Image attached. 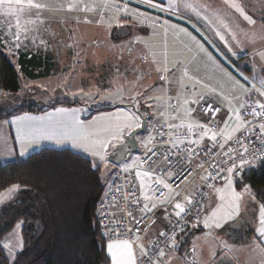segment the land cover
I'll return each mask as SVG.
<instances>
[{
	"label": "rangeland",
	"instance_id": "obj_1",
	"mask_svg": "<svg viewBox=\"0 0 264 264\" xmlns=\"http://www.w3.org/2000/svg\"><path fill=\"white\" fill-rule=\"evenodd\" d=\"M33 2L49 6L56 5L57 8L40 10L37 15V10L25 7L24 12L20 13L22 24L32 20H36L37 23L26 24L28 28L27 35L30 39H24L23 28L21 29V46L19 49L10 40L8 48L4 49V52L19 72L20 88L18 91L0 89V111L9 112L28 103L47 108L59 101H66L75 104L79 109H85L83 112L88 114L92 109L130 102L136 103L138 101V107L142 109H145L144 104H152L153 106L147 108L150 110V114L155 116L157 114L155 111L157 110L156 106L164 102H171V100L179 103L180 99L178 98L179 94L177 95L176 83L165 84L159 80V74L155 71L156 66L152 63V54H156L155 58L157 60L161 59V53L165 50V42L168 44L169 53L173 45L186 47L184 46L185 39L181 33L157 21L166 22L167 25H169L170 20H175L186 26H191L194 23L203 29L207 24L209 28L215 29L224 25L223 20L219 21L220 15H230L231 17L238 13L235 7L227 4L202 5L206 7L199 9V17L191 10H185L183 16L163 17L159 14L150 15L141 8L124 4L121 0H33ZM201 2H205V0H201ZM24 3L26 5L27 0H24ZM172 3L179 4L180 0H173ZM109 4L120 5V9L115 7L110 10L106 9L105 6ZM73 5L76 7H72ZM83 5H88L94 10L81 11ZM101 9H105L103 17L100 15ZM124 9L127 11H124ZM209 12L210 19L215 21L212 24L204 23V19L201 18ZM137 13H146V15L142 16ZM0 16L1 28L7 29L9 21H11V29L15 31V17L4 16L3 9H0ZM188 17H191V20ZM216 20L218 21L216 22ZM226 21L229 22V18ZM119 27H128L132 33L125 38H118L116 29ZM245 30L247 29L245 28ZM4 35L10 37L11 32L5 30ZM41 41L44 43L41 44ZM23 53H28L26 54L27 57H35V59H39L44 63L45 68H40L41 70L37 68L36 72L48 70V73L44 77L36 79L24 74L19 63V57ZM190 57L191 55L187 56V59ZM197 61L199 69L194 67L192 73L195 79L202 80L201 85L214 84V82L217 83L215 87L220 86V84L224 85V89H219L220 91H216L217 94L209 95V98L216 100L215 102L221 104L226 110L229 107L239 108L240 100L238 101L237 95L240 91L238 92L237 88L241 86L234 80L235 74L229 71L223 72L206 57L200 56ZM243 64H240V66H243ZM170 65L169 63L167 67H170ZM181 72L185 73L186 69ZM226 72L230 76L226 75ZM253 72L258 80L264 79V74L261 72ZM188 73L191 74V69ZM185 76L184 74L183 77L187 81H191V77L186 78ZM183 85H185V82ZM153 88L157 91L153 92ZM161 88L166 89V91H160ZM80 89H83L82 93L73 95V93L80 92ZM202 89L205 90L204 87ZM118 92L123 93L122 100L117 95ZM137 93H140V95H137ZM149 93L152 95V99L148 98ZM206 93H208V90ZM169 94L170 98H168ZM108 95L113 96V100H103V97ZM224 95H227V97ZM91 97H95V99ZM132 97H135V99H131ZM226 98L230 102H226ZM218 99L220 101H217ZM52 107L47 108L48 111L52 110ZM130 110L133 111L128 106L109 108L95 113L97 114L95 119L97 117H112L114 121L118 113L127 114ZM27 115L33 116L32 114ZM15 117L18 116L13 115L10 120L0 122V132L3 129L1 138H8L10 145L14 141L11 130L13 128L16 134L18 127L17 124L12 123ZM108 122V120H101L97 121V124L103 125ZM44 142L41 141L37 149L35 146H29L26 154L21 156L20 143L18 144L19 152H17L13 148H9V142L4 141L0 155L4 150L3 156L7 157L5 160L11 161L24 158L31 152L41 149ZM49 142L55 143L54 141ZM112 166L113 164H110L108 168H105L101 165L104 176H108ZM232 181L233 188L240 192L242 196L239 201V216L229 220L221 228L214 226L206 228L203 226V222L192 227L190 232L179 241L184 249L176 247L178 250H174L171 254L165 256L160 264H217L221 259L232 261L223 264H264V244H261L258 239L260 227L259 206L263 202L245 180L242 179L238 182L232 177ZM148 182L152 184L153 179L148 178ZM12 186L0 194V230L4 231L0 232V242L3 246L8 245V248H4L11 259V263L15 260L18 251L21 250V231L24 224L22 219L16 217L20 206L15 203L18 200V191L15 193H9L8 191ZM215 188L224 189L226 195L232 191L226 179L212 188L204 204V219H209L210 223L212 212L216 211L221 204L227 206L229 203L228 199L224 201L219 199ZM245 188H247V191H245ZM149 189L148 187L147 193ZM169 190L170 195L156 201L148 200L149 205L155 203L158 206L162 204L161 201L170 202L177 194H180L179 191L172 188ZM151 194L149 192L148 196H151ZM187 197L188 194L182 200ZM13 203L15 204L12 205ZM162 215L165 218V215ZM21 221H23V224L21 228L17 229L16 224ZM157 223L155 222L154 227ZM230 226H233V229L237 227L238 230L243 231L242 236H245V240L233 241L229 232H227ZM154 227L140 245L145 246L154 237ZM242 236L239 238H242ZM177 242L178 240L176 244ZM173 248H170L167 253ZM193 249L194 251H192ZM138 254L140 255V251Z\"/></svg>",
	"mask_w": 264,
	"mask_h": 264
},
{
	"label": "snow or ice",
	"instance_id": "obj_2",
	"mask_svg": "<svg viewBox=\"0 0 264 264\" xmlns=\"http://www.w3.org/2000/svg\"><path fill=\"white\" fill-rule=\"evenodd\" d=\"M142 3H145L149 8L157 9L160 13H170L174 16H183L185 10H191V12L195 13L198 17L200 16L199 9L201 7H206L202 5L195 4L191 2V0H180L179 4H173L171 0H160V3H153V0H141ZM164 3H168V7L165 8L162 5ZM25 7L28 9H35L37 10V15L39 14L40 10L44 9H55L57 8L56 5H46L41 3H34L33 0H27V4L25 5L24 0H0V9H3V14L6 17H15V31H12L11 29V21H9V27L5 29L6 31L11 32V35L9 37L10 41L14 44V46L19 49L21 46V29L23 28L24 32V39H30L27 35L28 28L26 27V24H35L37 23L36 20L32 21H26L24 24H22L20 13L24 12ZM72 7H76L73 5ZM112 7H115L117 9H120V5H106V9H111ZM232 7H235L237 11L241 13V15H244L243 9L240 8L238 5L233 4ZM81 11L88 12L93 11L94 9L90 8L88 5H83L80 9ZM124 11H127L124 9ZM105 14V9L100 10V15L103 17ZM138 15H146V13H137ZM208 21L209 24L214 23L215 21L210 20L207 16L201 17ZM189 20H191V17H188ZM244 19L247 20L249 23L254 24L255 21L251 19V17L244 15ZM102 22V19H101ZM159 23L165 24L168 28H171L172 30L184 33L186 35H191L188 33L186 28H178L176 25H167L166 22L157 21ZM42 23V21H41ZM193 29H196V25L192 24ZM225 29H227V25H223ZM199 31L198 29H196ZM215 35L224 42L225 44H228V40L225 37V34L221 31H216ZM232 39H235V36L232 37ZM192 42L197 46L198 51L203 54L204 57H206L208 60H212V54L207 51V49L204 47V44L200 43L199 40L196 39L195 36H191ZM41 44L44 42L41 41ZM208 44H212L210 40H207ZM214 48L215 45H212ZM164 51L161 53V59L157 60L155 58L156 54L153 53V60L152 63L156 66L155 71L159 74V80L164 82L165 84H171L175 82L176 84H181L182 79L177 76L176 72L173 71V69H176L178 62H173L170 60V53L168 52V44L165 42L164 44ZM172 55H175L173 53ZM235 55V53H233ZM261 56L264 57V53H261ZM171 63L172 68L167 67V65ZM163 65V66H161ZM171 72V77L168 75ZM185 75L187 73L185 72ZM226 75H229V73L226 72ZM241 79L245 81V83H248V78L241 76ZM261 88L256 89L255 84H252L251 87L255 89V91L261 96L264 97V91H261V89H264V79L259 80ZM196 83H200L197 81ZM202 87H207L206 85H201ZM153 92L157 91V89L153 88ZM160 91H166V89L161 88ZM189 91L195 92L196 88L195 85H193ZM83 92V89H80V92L73 93V95H79ZM208 94H217L215 88H208ZM117 95L121 97V100L123 98V93L118 92ZM137 95H140V93H137ZM95 99V97H91ZM148 98L152 99V95L149 93ZM131 99H135V97H132ZM159 99V97H157ZM103 100H113V96L108 95L104 96ZM203 101L201 111L205 116H209V113L212 115L209 116V123L211 126H206L203 122L197 125V127L200 128L201 133L198 137V139H189L187 141L188 147L185 149L187 152L186 159L191 160V157L194 155H202V156H208L213 148H216L217 146L220 149H223L225 147V143L229 140H232V135L234 132H237L240 130L241 127H243L245 124H251L250 120H245L244 116H253L257 119L264 118V102H260L258 100H253L246 109H244V112L242 113L239 108H231L229 107L225 116L221 118L222 121V128L219 129L218 132L213 131V127L217 126L215 121V114H218L220 112V106L215 105L213 106V103L209 102L205 99V95L201 94L197 97L196 101L189 102L191 105H196ZM138 106V101L133 104V107ZM241 108H244V105H241ZM206 110V111H205ZM85 111V109H68V108H58L53 113H48L46 116H40V117H34V116H18L12 123H15L18 125L16 130V140L20 143V155L23 156L26 154L29 146H38L41 141L50 140L54 141L57 144H63V143H71L73 147L83 149L85 152L90 153V155L93 158H96L94 161H91V166L94 169H97L102 165L105 168H108L110 164L115 165L116 163L120 162L123 158H125L126 154L129 151V145L126 143V137L132 138L135 135L136 129H139L142 127L140 117L136 113H118L115 120L113 121L112 117H97L96 121H92L91 123L85 122L84 120L80 119V115L82 112ZM62 117L60 119H56V117ZM122 117V119H121ZM235 119V121L239 122V126L237 128H233L229 130V124L228 121ZM101 120H108L109 122L107 124L98 125L97 121ZM169 128L176 127L175 125H168ZM188 133H191L193 131V125L191 123L186 125ZM260 133V137L264 138V123H261L258 125V129H256ZM160 136L167 135L166 133L160 132ZM248 136H252L253 133H248ZM218 136L220 139H218ZM205 137H208L210 140V146L205 150L203 148L200 149V151H196V149L192 148L191 145L196 144L199 146L200 141H202ZM136 139H140V137L135 136ZM152 143V137L149 136L147 140H141V144L147 146ZM167 143V141H165ZM235 143L239 144L241 148L243 149L244 153H247L248 155H252V152H249L248 147L245 145V141L243 139H237ZM171 147L173 149H176L179 151V146L177 143L173 142L171 144ZM109 148L112 149V151H109ZM147 151L150 153V155L146 156V159L141 161V164H148L149 161L151 163L149 164V171L144 172H137L136 175L138 177H145L152 179V171L154 170V165L156 164V160H153L152 157L156 156L157 153L153 151L151 148H147ZM232 149L229 148L227 152L224 153L225 156H229L232 162V166L227 168V176L222 177L227 180L229 188L232 189V191L229 194H225V190L222 188H215V192L219 195V199L221 201H224L226 199L229 200V203L227 206L221 204L219 208H217L216 211H213L211 214V223L209 222V219H204L203 226L204 227H216L221 228L225 223H227L229 220L235 219V217L239 216V209H240V203L239 201L242 199L241 193L236 191L233 188V181H232V174L237 172L238 169H242L244 164H250L251 161L245 160L243 156L240 157V164L238 165L236 163L235 157L231 156ZM164 155L165 160L169 159V156L161 153ZM111 157V159H110ZM223 163L227 164L228 161H222ZM202 167V164L200 165ZM211 167L215 170L217 175H220L222 169L219 168L216 164H212ZM124 172L128 171L127 167H124ZM163 171V170H162ZM165 176L168 179H173V176L169 175L167 171L164 172ZM187 174H190V170ZM242 175V173H241ZM212 173H209L208 176L204 177L205 180L213 179ZM178 182H183L184 179H186V175H179L177 177ZM153 182L155 185L160 186L162 185L164 189H170L171 186L169 183L166 182L164 178L160 179H153ZM209 187H212L211 185H208ZM20 185L16 184L13 185L11 188L8 189L9 193H15L19 191ZM134 191V189H133ZM245 191H247V188H245ZM178 195V194H177ZM145 200H151V197L148 195H145ZM137 203H139V200L137 199ZM162 204H167L168 201H161ZM189 203V209L187 211H195L196 216L194 219L198 218L200 215V211L202 210L199 206V201H197L196 205H192L191 200L188 201ZM144 210L151 211V208L149 207L148 203H143L142 205ZM152 208L156 207V204L153 203ZM176 211L174 212L175 217L181 218L182 214L186 213L185 206L181 203H175L174 205ZM259 236L258 239L260 240L261 244H264V204H261L259 206ZM129 216H131V213H128ZM167 215V213H165ZM103 218V213H101V219ZM23 224V221L16 224V228H21ZM106 228H110L113 235H123V233H117L116 229L119 227V225H105ZM180 231L184 230V226H179ZM125 231H131V229H127ZM135 231L138 233L141 231L139 225L135 228ZM161 237L165 236L164 232L160 233ZM172 247H176V242L174 238V234L172 237ZM5 248H8V245H4ZM225 247L227 248V245L225 244ZM22 248V245H21ZM107 249L110 254L112 264H137V255L133 251V244L127 239H117L115 242L108 243ZM194 251V249L192 250ZM165 251L159 247V245H155L151 248H145L143 245H141V251L139 255L140 264H155V258L156 257H164Z\"/></svg>",
	"mask_w": 264,
	"mask_h": 264
},
{
	"label": "trees",
	"instance_id": "obj_3",
	"mask_svg": "<svg viewBox=\"0 0 264 264\" xmlns=\"http://www.w3.org/2000/svg\"><path fill=\"white\" fill-rule=\"evenodd\" d=\"M19 63L30 78H42L48 73L35 71L45 68L35 57L21 55ZM19 88V72L0 47V89ZM61 103L72 104L59 101L47 108ZM47 108L23 104L9 112L0 111V120L25 112H44ZM106 109H92L84 117ZM91 161L88 155L69 147L44 146L24 158L0 162V194L11 185H20L16 217L24 221L21 250L11 263L0 242V264H111L107 240L97 218L107 176L101 166L94 169ZM243 180L264 204V161L246 168Z\"/></svg>",
	"mask_w": 264,
	"mask_h": 264
},
{
	"label": "built area",
	"instance_id": "obj_4",
	"mask_svg": "<svg viewBox=\"0 0 264 264\" xmlns=\"http://www.w3.org/2000/svg\"><path fill=\"white\" fill-rule=\"evenodd\" d=\"M124 4H129L133 7H138L143 9H148L150 12L154 14H159L163 17H171L170 13H160L157 9L149 8L145 3H142L141 0H121ZM156 3V2H153ZM252 84H255L256 89H260L261 85L258 80L253 78H249L246 92L243 96V105L241 112H244V109L248 107V105L253 100H258L260 102H264V97H261L255 89L251 87ZM264 91V89H261ZM170 98V94L168 95ZM206 100L213 103V106L218 105L213 102L209 97H205ZM191 102V101H190ZM203 101L196 104L200 115H202L205 119L204 124L206 126H211L209 123V116L212 114L209 113V116H205L201 111ZM190 106H194L191 105ZM179 110V103L174 102H166L165 106L161 108L159 114L165 119V122L156 127L157 130V138L154 142L153 151L157 153L156 156H153L152 159L161 160L164 162L162 169L160 170V175L165 176L164 172L167 171L169 175L173 176V179H167L171 188L176 191H179L180 194L177 196V199H174L169 204H161L156 206L155 211L144 210L142 205L145 203V199L141 197L139 194V189L137 185V167L141 161L146 159L147 155H142L137 153H133L130 155L128 160L119 165H114L112 169V177L110 183L106 186L105 194H103L101 200L98 202V222L101 226V231L105 236L107 242H115L117 239H127L132 242L133 246L138 248L141 251V242L151 233L153 230L155 220H156V211L167 213V225L162 228L158 235L153 237L148 244L144 246L145 248H151L155 245H159L165 253H167L170 248H172V237L174 234L175 242L177 239L192 227L200 224L204 220V204L212 190L213 187L224 181L225 179L222 177L227 176V168L232 166V162L229 156H225L224 153L231 148L233 151L231 153L232 157H235L236 163L240 164V157L243 156L245 160L251 161L250 164H244L242 169H238L237 172L232 174V177L240 182L243 179V174L251 165L260 163L264 161V138L260 137L258 129V125L264 123V118L257 119L253 116H244L243 118L247 121L250 120L251 124H245L234 136H232V140H229L225 143V147L220 149L218 146L212 149V152L208 156L202 155H194L191 157V160L186 159L187 152L185 149L188 147L187 142L177 143L179 146V151L173 149L171 144L173 142L176 143L174 139H189L194 134H200V128L197 125L193 126V131L188 133L187 129H178L169 128L168 125H173L170 121L171 115L175 114ZM206 111V110H205ZM224 117V111L220 107V112L215 114L216 125L213 127L214 132H218L220 128H222L221 118ZM163 132L167 135L160 136L159 133ZM248 133H253L252 136H248ZM218 139L220 137L218 136ZM237 139H243L245 141V145L248 147L249 152H252V155H248L243 152L241 146L235 141ZM167 141V143H165ZM210 141L204 144H193L192 148L196 149V151H200L201 148L207 149L210 146ZM164 153L169 156L168 160H165ZM150 155V154H148ZM222 161H228L227 164ZM151 163L149 161L148 165ZM202 164V167L200 166ZM212 164H216L219 168L222 169L220 175H217L215 170L211 167ZM124 167L128 168L127 172H124ZM163 170V171H162ZM190 170V174H187ZM209 173H212L213 179L205 180L204 177L208 176ZM242 173V175H241ZM179 175H186V179L183 182H178L177 177ZM191 185L195 186V194L193 198L189 199L192 202V205H196L197 201H199V206L202 209L200 211V215L198 218L194 219L196 216L195 211H187L189 209V203L187 202L184 206L186 209V213L182 214L181 218L175 217L174 212L176 211L174 205L175 203H179L178 199L184 193V191L190 187ZM211 185L212 187H209ZM134 189V191H133ZM151 191V200L161 199L166 195L167 189H164L162 185L157 186L154 184L150 187ZM137 199L139 203H137ZM173 207V209H171ZM101 213H103V218L101 219ZM128 213L132 215L129 216ZM119 225L116 229L117 233H123V235H113L110 228H106L105 225L109 224ZM139 225L141 231L136 232L135 228ZM179 226H184V230L180 231ZM127 229H131V231H125ZM164 232L165 236L161 237L160 233ZM162 261L161 257L155 258V264H160ZM137 264H140L139 256L137 259Z\"/></svg>",
	"mask_w": 264,
	"mask_h": 264
},
{
	"label": "crops",
	"instance_id": "obj_5",
	"mask_svg": "<svg viewBox=\"0 0 264 264\" xmlns=\"http://www.w3.org/2000/svg\"><path fill=\"white\" fill-rule=\"evenodd\" d=\"M191 1L195 4H198V5H223V4L238 5L239 7L243 8L244 15L251 17V19L254 20L255 23L254 24L249 23L247 20L244 19V15H241V13H239V11L237 14H235L231 17H230V15H226V16L220 15L219 21L223 20L224 25H227V29H225L224 27H221V26H219L218 28L212 29L211 27L209 28V26L207 24H205L204 29L201 26L198 27V25H196V29L199 30V31H197L196 29H193L192 24H191V26L190 25L186 26V25H183L180 22H177L175 20H170L168 22L169 25H176L178 28H186L188 33L191 34V35H186L184 33H181L183 38L185 39L184 46H186V47L184 48V47H182V45H178V46L173 45L171 47V52H170V60H172L173 62H178L176 69H173V71H175L177 76L182 79V84H176L177 95L179 94L178 98L180 99L179 100V110L175 114L171 115V117H170V121L173 123V125L176 126V127H174L175 130L187 129L186 125L189 123H191L193 126L199 125L202 122L204 123L205 119L202 115H200L197 106H195V105L190 106V103H189L190 101H196L195 99H197V97H198L197 94H199V95L204 94V95H207L205 97H210L209 94L206 93L208 88H215L216 91H220V90L224 89V85H222V84H220V86H218V87H215L217 85V83L214 82V84L209 83V85H206L207 87H204L205 88V90H204L201 87L202 80H197L194 78L195 76L192 73V69L194 67L199 69V66H198L199 63L197 60L200 56H203V54L198 51L197 46L191 40V36H195L196 39L200 41V43L204 44V47L207 49V51L212 54L213 59L210 61L218 69H221L223 72L229 71V72H232L235 74L236 77L234 80L241 86V87L238 86V88H237V91L238 92L240 91L237 95L238 101L240 100L239 105H238V107L240 106L239 107L240 110H242L241 105H243V96L246 92V87H247V83H245V81L243 79H241V76L247 77L248 80L250 77L255 79V80H258L257 76L254 74L253 71H259L262 74H264V57L261 56V53H264V0H222L223 2L221 0H205V2H201V0H191ZM153 2L160 3V0H153ZM171 2H173V0H171ZM173 4H175V3H173ZM163 5L165 7L169 6L168 4H165V3ZM248 7H250V8H248ZM143 10L146 11L147 13H149L150 15H156L153 12H150L148 9H143ZM205 16H207L210 19V12L207 13ZM191 17H192V14H191ZM228 18H229V22L226 21V19H228ZM217 21L218 20H216V22ZM207 22L208 21L204 19V23H207ZM1 24H2V22L0 20V47L5 49V48H8L10 39H9V37L4 35L5 30L1 28ZM245 28L247 30H245ZM216 31H221L225 34V37L228 40V44H225L224 42L219 40V38L215 35ZM233 36H235L234 40L232 39ZM207 40H210L212 42V44L211 45L208 44ZM212 45H215V47L213 48ZM173 53H175V55H172ZM233 53H235V55H233ZM26 54H28V53H23L22 55L27 57ZM189 55H191V57L187 59V56H189ZM28 58H30V57H28ZM19 60H20V57H19ZM243 63H245V64H243ZM240 64H243V66H240ZM169 68H172V64L170 65ZM183 69H186L187 75L185 77L186 78L191 77V81H187L183 77V75L185 74V73L181 72ZM190 69H191V74L188 73V71ZM169 76L171 77V72L169 73ZM197 81H199L200 83H196ZM184 82H185V85H183ZM162 84H164V83H162ZM193 85H195V88H196L195 92L189 91V89ZM193 96H194V98H193ZM224 96L227 97V95H224ZM212 101L215 102L216 100H212ZM217 101H220V99H218ZM62 102H66V101H62ZM226 102H230V100L228 98H226ZM226 102H224V103H226ZM216 104H218L223 109L224 116H225V114L227 112L225 107L223 108V106H221V104H219V103H216ZM148 106L151 107L153 105L152 104H147V105L144 104L143 105V107H145V108H147ZM164 106H165V102L163 104H159V106H156L157 110H155V111L157 114L155 116L153 114L150 116L147 129L145 130V132H143L142 134L139 135V137H140V139H139L140 151L138 152L139 154L148 155L150 153L147 151V148L153 149L154 142L158 136L156 127L159 126L160 124H162L163 122H165V119H163L159 114L161 108H163ZM58 108L79 109V107L75 106V104L70 105V104H66V103H61V104H58L57 106H53L52 110H50V111L47 110V111L38 112V113L25 112L22 114H17V116H19V115L23 116V114H24V116L27 114H32L35 117H40L41 115L43 116L46 113H53ZM82 113L83 114L80 115V119L84 120L85 122L91 123L92 121H96L95 117L97 116V114H94L90 118H85L84 114H86V113H84V112H82ZM129 113H133V111L130 110ZM12 117L13 116L9 117L6 120H10ZM16 118L17 117H15L14 119H16ZM60 118H62V117H60V116L56 117V119H60ZM6 120H0V122L6 121ZM13 124H15V123H13ZM228 124H229V130H231L233 128H237L239 126V122L235 121V119L229 120ZM10 125H11V123H10ZM237 132H234L232 136H234ZM2 133H3V129H1V132H0V147L2 145H4V141L6 143L9 142V148L10 149L13 148V150H16L17 152H19V149H18L19 141H17L15 138L16 134L13 131V128L11 130V133L13 135V139L15 142L13 141L11 145H10V141L8 138H6V139L1 138ZM200 133H201V131H200ZM199 135L200 134H194L189 139H198ZM149 136L152 137V143L149 144L146 148L145 145L141 144V140H147L149 138ZM189 139H185V140L174 139V140L176 141V143H182V142H187ZM49 141L50 140H45V142L42 145L51 146V147L52 146L53 147H60V148L61 147H69L75 151L89 155L92 158V160L94 161V159L90 155V153L85 152L83 149L73 147L71 143H63V144L59 145L57 143H50ZM209 141H210L209 138L205 137L202 141H200L199 144L208 143ZM35 148L37 149V146H35ZM32 149H34V148H32ZM1 150H2V147L0 148V153H1ZM109 151H111V148H109ZM3 155H4V150H3V153L0 155V162L10 161V160H5V159H7V157H4ZM11 161H14V160H11ZM163 165H164V162L161 160H158L156 162V164L153 166L154 170L152 171V177H153L152 179L164 178L166 180V182L168 183L166 177L161 176L159 173L160 170L162 169ZM112 169H113V166L111 167V170L109 171L108 176H107V185L110 183V180L112 177ZM149 170H150L149 166L145 165V164L140 163L137 167V172H144V171H149ZM152 184H150V182H148V178H145L142 176L141 177L137 176V185H138L139 194L141 195V197L144 198L145 195H149V192H151V191L149 189V192L147 193V188L148 187L150 188L151 187L150 185H152ZM170 194H171L170 190L167 189L166 195L163 198H166ZM187 194H188V197L185 198L184 200H182L185 197V195H187ZM194 194H195V186L191 185L190 187H188L184 191V193L178 199L179 203L185 205L189 201L190 198L191 199L193 198ZM172 195H173V193H172ZM163 198H161V199H163ZM174 199H177V195L167 204L174 201ZM156 200H158V199H154L153 201H156ZM145 203L149 204V201L145 200ZM151 206H152V204L149 205V207H151ZM155 209H156V207L155 208L151 207L152 212L155 211ZM171 209H173V207H171ZM162 214H164V213L160 212V211H156L155 222H158V223L154 227V231H153L154 237L156 235H158L160 230L168 224L166 216L164 218V216ZM189 232H190V230L187 231L186 233H184L183 235H181L177 239L178 240V242L176 244L177 248H180V247L183 248L184 247V246H182V244H179V241L182 239L183 236H185ZM108 243H110V242H107V244ZM147 244H148V242L145 244V246ZM176 247H174L168 253H165V256H167L168 254H171L174 250H178ZM107 251H108V249H107ZM133 251L137 255V258H138V255H139L138 254V252H139L138 248L133 246ZM108 254H109V252H108ZM109 256H110V254H109ZM164 257H162V259ZM111 264H112V260H111Z\"/></svg>",
	"mask_w": 264,
	"mask_h": 264
},
{
	"label": "water",
	"instance_id": "obj_6",
	"mask_svg": "<svg viewBox=\"0 0 264 264\" xmlns=\"http://www.w3.org/2000/svg\"><path fill=\"white\" fill-rule=\"evenodd\" d=\"M131 33H132V31L128 27H119L116 29V36L118 38H125V37L129 36ZM133 104H134V102H130L128 104H120V105H116V106L107 107L109 109V108H115L117 106H128L129 108H131L133 110V113H136L140 117L141 124H142L141 128L136 129L134 137H132V138L126 137V143L129 145V151L126 154L125 158H123L120 162L116 163L118 165L122 164L123 162L128 160V158L130 157L131 154L139 151L140 141H139V139H136L135 136L139 137L140 134L145 132V130L148 127L149 119L151 116L149 109H147V108L142 109L138 106L133 107ZM111 151H112V149H111ZM110 159H111V157H110ZM225 262H232V261L229 259H221L217 264H223Z\"/></svg>",
	"mask_w": 264,
	"mask_h": 264
},
{
	"label": "flooded vegetation",
	"instance_id": "obj_7",
	"mask_svg": "<svg viewBox=\"0 0 264 264\" xmlns=\"http://www.w3.org/2000/svg\"><path fill=\"white\" fill-rule=\"evenodd\" d=\"M227 232H229L233 241H239V239L242 241L245 240V236H242L243 231L238 230L237 227L233 229V226H230L228 227ZM240 236H242V238H239Z\"/></svg>",
	"mask_w": 264,
	"mask_h": 264
}]
</instances>
